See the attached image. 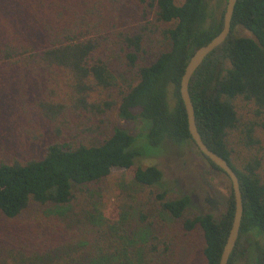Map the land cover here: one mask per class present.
<instances>
[{
	"label": "trees",
	"instance_id": "obj_1",
	"mask_svg": "<svg viewBox=\"0 0 264 264\" xmlns=\"http://www.w3.org/2000/svg\"><path fill=\"white\" fill-rule=\"evenodd\" d=\"M121 1L0 0V95L9 94L13 85L26 90L36 78L61 70L69 81L75 109L89 108L91 93L101 90L107 99L98 106L99 110L116 107L120 121L138 117L146 121L148 130L142 135L150 145H194L178 94L179 82L193 52L219 33L224 9L216 14L208 0H138L153 13V19L146 22L155 24V32L161 29V37L167 42V49L150 63L139 65L137 55L143 52V34L119 33L116 43L113 33L107 39L102 36L108 26L105 23L106 27H101L105 16L116 15ZM238 26L251 37L235 36L233 31ZM117 47L127 67L136 68L135 83H115L111 62L121 60L114 54ZM102 49L109 55L106 60ZM170 89L173 100L169 98ZM189 94L204 144L227 160L239 180L243 216L227 264H264V180L258 172L260 158L245 157L237 165L228 147L229 133L237 129L245 146L258 144L254 124L239 128L236 101L251 104L254 116L264 119V0H237L230 34L195 70ZM67 109L70 107L50 98H39L27 103L25 111L38 112L44 120L57 123ZM261 126L264 128V122ZM135 140V135L114 127L98 145L52 141L37 158L0 161V214L13 220L36 206L43 217L33 214L29 218L34 227L30 240L35 245L16 252L10 262L160 264L156 257L163 241L147 223V209L153 204L162 216L181 220L184 232L200 230L204 264H218L232 222L231 191L218 220L210 214L184 218L189 197L168 198L163 190L140 201L137 218L108 220L93 210L77 221L80 225L71 223L74 218L68 213L75 200V188L101 182L113 168L134 167L135 185H162L163 174L158 167H135V160L144 156L135 145L132 147ZM5 261L0 260V264H8Z\"/></svg>",
	"mask_w": 264,
	"mask_h": 264
},
{
	"label": "rangeland",
	"instance_id": "obj_2",
	"mask_svg": "<svg viewBox=\"0 0 264 264\" xmlns=\"http://www.w3.org/2000/svg\"><path fill=\"white\" fill-rule=\"evenodd\" d=\"M180 1L175 0L176 3ZM208 3L216 14L225 6L223 0H208ZM152 15L146 3L122 0L116 15L109 13L105 16L101 27H106L105 23H108V26L103 30L102 36L107 39V35L113 33L116 43L118 40L115 36L119 33L143 34V52L137 55V64H148L160 51L167 49V42L161 37V29L159 34L155 32V24L146 22L153 19ZM233 34L251 37L248 31L239 26L235 27ZM104 49L101 54L106 60L109 55ZM114 54L121 57V60L111 62L113 67L111 73L115 77V83L118 85L135 83L136 68L127 67V61L122 60L121 48L117 47ZM9 89V94L0 95V161L22 162L37 158L52 141L98 145L111 134L114 127H119L136 136L132 147L135 145L144 154L135 160V167L155 165L163 174L162 185L142 187L132 181L134 167L113 168L101 182L75 188V200L68 213L74 218V222H71L74 226L81 224L77 221L83 218L85 212L93 210L100 212L108 220L121 216L124 219L137 218L140 201L148 198L150 193L163 190L166 191L168 198L182 195L189 197L190 205L184 213V218L210 214L218 220L224 213L226 199L231 191L227 177L213 169L194 145L177 146L166 142L161 147L152 146L142 135L148 130L146 121L139 117L133 121H120L117 118L116 107L105 111L99 110L98 106L107 99L103 91L96 90L91 93L88 98L89 108L75 109L70 98L72 92L69 81L61 70L56 69L33 80L26 90L17 85ZM39 98H50L53 102L69 106L70 109L66 110L67 113L59 122L50 123L37 114L38 112L25 111L27 103L31 104ZM169 98L173 100L171 89ZM236 108L240 117L239 128L243 124H254V139L258 144L245 146L243 135L237 129L229 133L228 147L233 152L237 165L240 163L239 160L245 157H259L258 172L264 180V128L261 126L264 119L254 116L251 104L241 100L236 101ZM152 205L147 209V223L151 231L163 241L158 247L160 254L156 257L160 264H204L201 254L203 244L201 231L196 229L190 233L184 232L181 220H170L162 216L157 206ZM47 210L45 208V211ZM33 214L42 217L40 208L36 206H32L29 211L13 220L6 219L0 214V255H3L0 260L13 264L9 259L15 257L16 252L30 249L35 245L30 240L34 227L29 218ZM68 223L70 221L65 222L67 226ZM238 264L247 262L240 261Z\"/></svg>",
	"mask_w": 264,
	"mask_h": 264
},
{
	"label": "water",
	"instance_id": "obj_3",
	"mask_svg": "<svg viewBox=\"0 0 264 264\" xmlns=\"http://www.w3.org/2000/svg\"><path fill=\"white\" fill-rule=\"evenodd\" d=\"M237 0H226L222 15V26L219 33L209 42L197 48L188 59L180 78L178 94L182 102L187 130L190 138L199 153L215 165L227 177L233 197V216L226 241L223 245L218 264H227L239 236L243 216V201L239 180L226 159L210 150L203 142L195 121L194 108L189 94V82L195 70L201 65L207 55L219 47L231 31V19Z\"/></svg>",
	"mask_w": 264,
	"mask_h": 264
}]
</instances>
